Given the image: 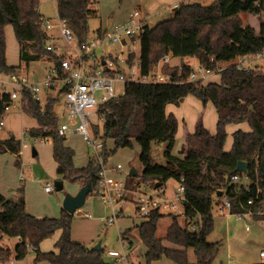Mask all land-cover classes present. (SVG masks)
<instances>
[{
  "label": "trees",
  "instance_id": "16d2710c",
  "mask_svg": "<svg viewBox=\"0 0 264 264\" xmlns=\"http://www.w3.org/2000/svg\"><path fill=\"white\" fill-rule=\"evenodd\" d=\"M95 2L98 0H57L60 19L67 23L80 43L88 41L89 19L94 13L90 7ZM40 4L41 0H0V74L27 73L30 63L43 59L54 62L62 72L60 55L47 50L48 37L42 26L46 17L39 10ZM242 14L264 15V0H217L211 5L185 3L175 9L173 19L155 27L146 26L141 34L143 72H149L162 58L172 54L182 60L181 76H178L180 68L177 66L166 68V71L177 77L178 82L169 85L128 84L124 95L102 107L105 118L101 137L105 143V161L119 149L133 148L134 143L141 148L139 159L144 172L142 176L139 174L141 182L133 189L142 185L154 188L158 182L166 186L172 179L186 188L185 227L178 216L169 215L173 223L166 239L174 247L157 237L159 221L165 217L160 211H153L136 226L147 250L148 263L167 258L175 264H213L222 242L211 243L208 236L214 230L213 209L220 192L230 201L232 215L264 208V73L228 66L217 72L221 75V83L206 85L204 82L188 81L192 71L188 63L190 59L218 70L220 64L264 51V23L261 34L257 35L250 25L244 26ZM225 23L230 26L221 34L222 43H215L209 34H203L204 27L216 29ZM8 25L14 27L19 43V66L7 63ZM64 91L61 89L60 93ZM189 95L197 97L204 105L211 102L215 106L219 116L217 132L211 134L198 123L195 132L185 136L181 156H175L172 150L176 143L178 120L174 114H167L166 109L170 104L180 105ZM60 101L61 97L54 93L44 103L35 101L30 92L24 93L21 100L23 112L37 121V127L29 129L28 135L30 138L46 137L53 141L58 175L78 181L83 186L91 182L93 191H97L99 169L95 162L91 161L84 168L75 167V151L58 133L61 121L56 107ZM11 104L6 94L0 101V122L6 114V107ZM243 122L250 124L251 132L236 131L232 150L225 151L227 126ZM93 132L99 135V125L94 126ZM108 140L114 143L112 151L108 150ZM154 142L165 146V165L156 163L152 158ZM6 152L16 155L19 166L21 141H0V153ZM240 161L248 165L247 175L240 174L247 181L235 183L232 176L239 174L235 170ZM19 193L21 197L17 201L0 194V234L9 239L23 240L15 246L18 260L27 257L29 252L25 244L29 241L36 255L34 264H111L105 259L103 249L97 251L73 240L75 215L63 209L59 218L36 217L26 209L22 187ZM252 199L254 203L249 204ZM255 219L262 221L264 217L255 216ZM192 223L197 225L195 232L190 230ZM57 231H61L56 243L58 252H42L41 244ZM132 232L133 229H129L122 234L129 245L133 244L129 237ZM189 249L194 250L196 263L190 262ZM12 254L11 248L0 250L4 262Z\"/></svg>",
  "mask_w": 264,
  "mask_h": 264
},
{
  "label": "rangeland",
  "instance_id": "374dc122",
  "mask_svg": "<svg viewBox=\"0 0 264 264\" xmlns=\"http://www.w3.org/2000/svg\"><path fill=\"white\" fill-rule=\"evenodd\" d=\"M147 6V11L144 10V5H141L139 9V0H98L90 7V10L94 11L90 15L89 25H88V36L87 39L91 40L95 37L97 31L103 27L107 29L112 26V24L117 21L119 14H124L125 16H130L137 9L144 13L151 14L148 17V22L150 26L155 27L164 21L173 19L175 12V5L185 4V0H145ZM197 1L203 5H211L214 0H189ZM126 2V3H125ZM40 12L44 17L50 18L57 23L58 20V9L56 6L55 0H41L39 7ZM144 11V13H143ZM243 18L245 15H242ZM250 25L257 35L261 34V27L264 23V15L254 14L249 17ZM246 23V20L243 19V23ZM190 23V22H189ZM117 24V23H115ZM114 24V25H115ZM113 25V26H114ZM112 26V27H113ZM230 24L225 23L221 27L212 29L210 27L203 28V34H209L213 38L215 43H222L224 41L221 38L222 32L228 30ZM172 28H176L174 25H171ZM56 35H59V32L54 31ZM6 40H7V63L9 66H19L20 65V47L17 41L14 27L8 25L6 27ZM59 46H63L64 43L59 40L57 41ZM80 47V42L75 37L72 45L68 46L67 49L70 53L74 54ZM117 49L116 45L105 46L101 48L100 53L107 54L109 50L115 52ZM64 49L63 53L65 52ZM62 53V54H63ZM259 65L264 66V60L259 59ZM172 64H180L182 60L180 58L172 56ZM188 63L193 65V68H196L198 62L194 59L188 60ZM233 62L225 63L219 65V68H226L231 65ZM49 60H41L39 62H32L27 67V72L29 75L32 73L36 74V78L40 79L46 74V69H49L51 66ZM25 65L24 63L22 64ZM201 77V74L199 73ZM1 78L7 80V75L3 74ZM35 78V79H36ZM207 80V79H206ZM205 80V81H206ZM204 81V82H205ZM221 83V75L219 73L212 74L208 78L207 83ZM61 85H56V92L54 95H59L61 101L56 107V111L59 114L60 121L63 122L66 120L64 117V96L60 93ZM117 93L122 95L125 91V87L122 85L116 86ZM47 98V97H46ZM187 100L188 104L184 105L183 109L181 106L170 104L168 105V111H174L177 113L176 118H179L180 132L176 137V143L172 150V154L175 156H181L180 151L184 145V136L186 133H194L197 127V124H202L211 134H216L218 124V113L214 105L210 103L211 108L209 109L208 105L204 107L203 102H201L197 97L191 96ZM199 102L202 107V111L195 106L193 101ZM195 102V103H196ZM208 108V109H207ZM167 110V109H166ZM205 110V111H204ZM213 110V111H211ZM183 112V113H182ZM167 114H169L167 112ZM4 125L0 127V141L10 140L13 137L16 142H24L26 144L22 145L21 152V162L20 167L17 166V157L11 152L0 153V193H5L6 195L12 194L13 191H17L22 184L19 182V175L23 173L24 175V196L26 198V209L30 214L33 215H42L41 217H52L59 218L61 216L62 205H59V201L62 199L64 201L66 195H76L83 185L78 181H73L71 179H64L62 176L57 173V164L53 157V141L50 140L46 144L39 143L40 140L36 141L35 138H30L27 131L29 127L37 124V121L31 119L24 114L22 109L21 101H16L11 105L10 110L6 111L4 115ZM93 122H96L99 125L100 133L103 135L104 123L103 121L98 120L96 116L91 117ZM211 129H213L211 132ZM227 140L225 144V151H231L234 144V133L236 131L251 132V126L248 122H243L240 124L231 123L227 126ZM66 144L72 147L75 151L74 164L77 168L87 167L91 161H95V151L92 146L88 145L82 137L71 134L67 137ZM108 150H114V143L111 140L107 141ZM164 145L154 142L152 149V158L156 163L165 165L166 159L164 157ZM38 152V156H33V150ZM140 152L141 148L137 143H134L133 148H124L116 151L108 160L110 166H116L121 164L124 172L120 175H116L118 179H123L129 188L133 189L135 184L141 182V179L136 177H129L131 169L135 168L138 170L140 176L143 175L144 167L140 162ZM58 181H63L64 189L57 192L55 188V183ZM234 182V181H233ZM245 180H241L237 183H243ZM236 183V182H235ZM21 184V185H20ZM50 184L53 186L54 191L51 194L45 192L44 187ZM179 186L178 182L175 180H169L166 184L167 196L173 198V192ZM143 190L146 189L148 193L154 194V190L147 186V188L142 185ZM137 198L135 194H128L125 197L126 202H121L124 205L123 216H120L116 220V223L112 226H107V218L112 217V209L103 203L101 194H98L97 191H93L87 198L84 207L76 212L75 217L72 222V237L82 243L83 245L89 248H95L98 243L102 244V249L104 250V257L111 264L113 259L108 255V251L117 250L121 253H128L129 250H133L136 247V251L130 255L128 261L129 264H175L173 261L163 258L159 261L153 263H148L146 259V247L140 240L139 231L136 229V226L141 223V220L137 218L135 213L134 202ZM119 207V204L116 205ZM84 214H89L90 218H85ZM214 216V230L208 236V241L211 243L222 242V248L218 257L216 258L213 264H229L228 258V248H227V238L234 232L236 233L237 238L234 241V252L237 254L233 258L238 264H253L260 263L259 261L264 258L260 257V252L264 251V221H256L254 219L245 218L240 221L236 215H222L219 211L217 203H215L213 209ZM179 221L182 226L185 227V220L182 217H179ZM173 223L172 216L165 215L158 224L157 237L163 240L170 247L171 245L166 237L167 232L170 226ZM249 227V230H246ZM129 229H133V232L129 236L133 241L132 246L123 245L121 242V237L124 232ZM61 237V231H57L51 238L45 240L40 249L42 252H58L56 248V243ZM7 245V242H2L0 238V244ZM12 247L17 244L15 239H10L9 243ZM177 248V247H176ZM177 249L183 250V248L178 247ZM189 260L192 263L197 262V257L194 250H188ZM36 255L34 252H29L27 257L24 260L18 261V264H34ZM46 264V263H42ZM122 264H128L126 261H123Z\"/></svg>",
  "mask_w": 264,
  "mask_h": 264
},
{
  "label": "built area",
  "instance_id": "2783aa9c",
  "mask_svg": "<svg viewBox=\"0 0 264 264\" xmlns=\"http://www.w3.org/2000/svg\"><path fill=\"white\" fill-rule=\"evenodd\" d=\"M57 4V0H55ZM57 6V5H56ZM179 8V4H176ZM147 18L142 15L140 10H136L125 21L115 24L110 29L96 33L95 37L84 43H80L79 49L74 53H70L67 49L72 45L75 35L67 23L60 19L58 15L57 23L50 18H46L42 26L47 34V50L58 53L61 59V69H58L54 62L52 67L47 71L45 78L42 81H33L30 79L28 72L22 74L7 75V80L1 78L0 74V101L7 94L10 97L12 104L15 101L23 100L24 93L30 92L32 97L37 102L44 103L46 97L51 93L56 92V85L60 84L61 89L65 90L64 108L66 120L61 122L58 133L61 137L67 138L70 134H75L83 138V140L95 151V164L99 169V181L97 186L98 194H101L103 203L112 209V217L107 218V226L114 225L116 220L123 216L124 205L121 202H126L125 197L128 194H135L137 198L134 202L135 213L139 220H143L151 215L153 211H160L164 215H175L186 220L185 204L186 188L183 184L173 192V198L167 196L166 186H161L158 189L152 188L154 194L148 193L142 189L129 188L123 179H118L116 175L124 172L121 164L110 166L108 161L104 159L105 143L99 133L96 136L93 132L94 126H98L93 122L91 117L96 116L98 120L104 121L102 107L108 102L120 98L122 95L117 93L116 86L122 85L125 87L128 84H150V85H169L178 82L172 73L167 72L166 68L176 67L171 64L172 54L162 58L159 63L149 72L144 73L141 65V34L146 26H150ZM59 32L57 36L54 31ZM61 40L64 45L59 46L57 41ZM116 45L115 52L109 50L107 54L100 53V49L105 46ZM65 52L63 53L64 49ZM63 53V54H62ZM264 60V51L247 56H240L234 59L231 65L241 70H259L264 73V66L259 65V59ZM43 61H45L43 59ZM230 62H228L229 64ZM225 64V63H224ZM192 67L189 74V82H204L209 76L215 74L222 69L212 70L197 64L196 68ZM177 67L180 68L181 76L182 62ZM227 68V67H226ZM201 74V77L199 76ZM55 85V89L53 88ZM60 89V90H61ZM11 104V105H12ZM10 106L6 107V111L10 110ZM4 125V119L0 122V127ZM28 133V131H27ZM29 136V135H28ZM36 141L46 144L50 141L46 137H37ZM26 144V140L22 142ZM242 173L232 176V181L239 182L242 179ZM245 176L244 174H242ZM24 178L23 173L20 175V180ZM147 188V185L145 186ZM45 192L52 193L53 186L47 184ZM250 191V189H248ZM254 200H250L249 204H253ZM119 204V207L116 205ZM217 205L222 215H232L231 203L226 196L218 197ZM237 218L242 221L245 218L255 219V216L264 217V208L256 211H248L243 214H237ZM264 221V220H262ZM186 222V221H185ZM190 230H197L196 223L190 224ZM249 230V227H247ZM2 242H7V245L0 244L2 248H11L13 254L8 261L4 262L0 257V264H18V258L15 253V246H11L10 239L2 237ZM17 243H23L21 238H15ZM123 245H129L127 241L121 237ZM28 252H34L29 241L25 244ZM130 246V245H129ZM132 249V248H131ZM129 250L124 254L117 250L108 251V255L113 259L114 264H122L126 261L129 264V257L133 250ZM260 257L264 258V251L260 253ZM229 264H237L233 260H229Z\"/></svg>",
  "mask_w": 264,
  "mask_h": 264
},
{
  "label": "crops",
  "instance_id": "0c3cea01",
  "mask_svg": "<svg viewBox=\"0 0 264 264\" xmlns=\"http://www.w3.org/2000/svg\"><path fill=\"white\" fill-rule=\"evenodd\" d=\"M215 2L217 1V0H214ZM134 2H136V0H134ZM185 2L186 3H191V4H195V3H200V2H197V1H189V0H185ZM214 2V3H215ZM126 3V2H125ZM213 3V4H214ZM143 4H146V1L145 0H139V9H141L142 10V8H141V5ZM200 4H202V3H200ZM139 9H137V10H139ZM140 10V11H141ZM144 10H146L147 11V6H145L144 5ZM142 12V11H141ZM143 13H144V11H143ZM145 14V17L148 19V17L151 15V14H148V13H144ZM143 15V14H142ZM242 15H245L244 16V18H243V16ZM241 15V17H242V19H245L246 20V23L244 22V26H246V25H248V23H250V21H249V17L251 16V15H249V14H242ZM144 16V15H143ZM129 16L128 15H124L123 13L122 14H119L118 15V17H117V21H115V23H119V22H122V21H125L127 18H128ZM114 23V24H115ZM114 24H112V26L114 25ZM111 26V27H112ZM110 27V28H111ZM110 28H108V29H110ZM106 27H103V28H101V29H99V30H101L100 32H103V31H106V30H108ZM99 30L97 31V33H99ZM181 63V62H180ZM171 64H172V61H171ZM173 65V64H172ZM178 65H180V64H174L173 66H178ZM52 67V64H51V66H50V68ZM49 68V69H50ZM49 69H46L45 71H46V73H47V71L49 70ZM29 75V74H28ZM46 75V74H45ZM29 77H30V79L31 80H33V81H42L44 78H45V76H43L42 78H40V79H37L36 78V74L35 73H32V75H29ZM36 78V79H35ZM208 82V78H207V80L204 82V84H209V83H211V82H209V83H207ZM192 95H189L188 97H186L185 99H184V101L180 104V105H178V106H181L180 108H182L183 109V107H184V105H187L188 104V102H187V100H189V99H192V98H190ZM18 101H20V100H18ZM193 101H195V100H193ZM201 101V100H200ZM16 102V101H15ZM196 102V101H195ZM193 102L194 104H195V106L199 109V111L201 112L203 109H202V107H201V104L199 103V102ZM202 102V101H201ZM210 103L211 102H209V103H207L206 105H208V108L209 109H213V108H211V106H210ZM204 105V104H203ZM206 105H204V107H206ZM169 107V106H168ZM168 107H167V112L169 113V114H171V111H168ZM215 107V106H214ZM207 108V109H208ZM216 109V108H215ZM205 111V110H204ZM211 111H213V110H211ZM63 114H64V117H65V108H64V110H63ZM183 113V112H182ZM172 114H174V115H176L177 116V113H175L174 111H172ZM177 120H178V133H177V135L179 134V132H180V124H179V118H177ZM35 127H37V124H35V125H33V126H30L28 129H32V128H35ZM210 130H211V132H214V131H212L213 129H211L210 128ZM217 132V130L215 131V133ZM246 132H247V130H246ZM187 134H192V133H186V135ZM71 135V134H70ZM185 135V136H186ZM185 136H184V140H185ZM66 140H67V138H66ZM67 145V144H66ZM68 146V145H67ZM68 147H70V146H68ZM70 148H72V147H70ZM73 149V148H72ZM35 150V149H34ZM74 150V149H73ZM37 152V151H36ZM227 152H229V151H227ZM36 156H38V152H37V155ZM35 156V157H36ZM89 165V164H88ZM18 166V165H17ZM19 167H20V165H19ZM19 182H21V186L19 187V188H24V179L21 181L20 180V175H19ZM19 188L18 189H16L17 191H13L12 192V194H10V195H6L5 193H0L1 195H3L4 197H6V198H9V199H12V200H15V201H17L20 197H21V194L19 193ZM45 188V187H44ZM45 190V189H44ZM47 193V192H46ZM48 194H51V193H48ZM25 197V196H24ZM25 200H26V198H25ZM62 202H64L62 199L59 201V205L61 206L62 205ZM26 205H27V202H26ZM63 210V208L61 209V211ZM33 215V214H32ZM35 216V215H34ZM42 216V215H41ZM40 215H36V217H39V218H42ZM84 217L85 218H90V215L89 214H84ZM254 220H256V219H254ZM257 221V220H256ZM250 229V228H249ZM247 230V229H246ZM249 232H250V230H249ZM237 236L238 235H236V233H232L228 238H227V242H226V244H227V248H228V251H229V254H228V258H229V260H233L235 263H237L235 260H234V256L235 255H237L235 252H234V241L236 240V238H237ZM73 240L75 241V242H78V241H76L74 238H73ZM78 243H80V242H78ZM82 244V243H81ZM132 246V245H131ZM132 248H133V246H132ZM136 251V247L134 248V252ZM133 252V253H134ZM262 252V251H261ZM260 252V253H261ZM132 253V254H133ZM260 263H262L263 262V260H261V261H259ZM238 264V263H237ZM253 264H257V263H253Z\"/></svg>",
  "mask_w": 264,
  "mask_h": 264
},
{
  "label": "water",
  "instance_id": "95a60500",
  "mask_svg": "<svg viewBox=\"0 0 264 264\" xmlns=\"http://www.w3.org/2000/svg\"><path fill=\"white\" fill-rule=\"evenodd\" d=\"M12 139H15V138L13 137ZM36 155H37L36 150H33V156L35 157ZM235 171L238 173H242L244 175H247V173H248L247 163L244 161H240L238 163ZM129 176L130 177H138L139 176L138 170H136L135 168L131 169ZM161 186H162V184L158 182L155 184L154 188L158 189ZM55 188H56L57 192L62 191L64 189L63 181L56 182ZM92 192H93V185L91 182H89L88 184L83 186L76 195H71V194L66 195L64 202H63V209L65 211H67L68 213H70L71 215H75L77 211H79L82 207H84L88 196ZM222 196H224V194L222 192H220L218 194V197H222ZM94 249L97 251H101L102 250V244L98 243Z\"/></svg>",
  "mask_w": 264,
  "mask_h": 264
}]
</instances>
